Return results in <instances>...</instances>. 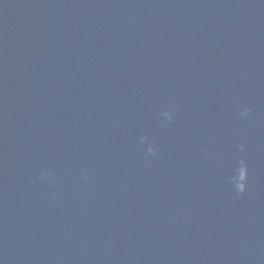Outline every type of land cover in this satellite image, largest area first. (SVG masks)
Returning a JSON list of instances; mask_svg holds the SVG:
<instances>
[{"label": "water", "instance_id": "95a60500", "mask_svg": "<svg viewBox=\"0 0 264 264\" xmlns=\"http://www.w3.org/2000/svg\"><path fill=\"white\" fill-rule=\"evenodd\" d=\"M0 264H264V0H0Z\"/></svg>", "mask_w": 264, "mask_h": 264}]
</instances>
